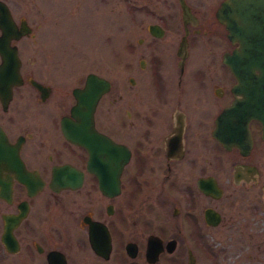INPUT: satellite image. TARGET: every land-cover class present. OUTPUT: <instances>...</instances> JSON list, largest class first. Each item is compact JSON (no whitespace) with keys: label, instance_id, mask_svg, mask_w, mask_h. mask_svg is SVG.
I'll list each match as a JSON object with an SVG mask.
<instances>
[{"label":"flooded vegetation","instance_id":"flooded-vegetation-1","mask_svg":"<svg viewBox=\"0 0 264 264\" xmlns=\"http://www.w3.org/2000/svg\"><path fill=\"white\" fill-rule=\"evenodd\" d=\"M3 1L15 26L25 21L28 30L9 40L20 82L0 95V264H195L204 238L213 264H226L217 261L222 249L212 241L220 224L227 248L244 252L243 259L246 253L249 264L260 262L262 124L249 120L248 146L225 149L213 136L235 82L222 62L235 44L215 17L221 0L202 14L184 0L186 23L179 0L178 17L145 21V54L137 63L125 57L114 76L70 70L69 42L46 40L49 16L29 24ZM222 37L231 47L218 60L206 47ZM90 73L109 82L92 109V131L71 112L73 90ZM62 124H82L94 153L66 138ZM149 238L160 242L154 258Z\"/></svg>","mask_w":264,"mask_h":264},{"label":"rangeland","instance_id":"rangeland-1","mask_svg":"<svg viewBox=\"0 0 264 264\" xmlns=\"http://www.w3.org/2000/svg\"><path fill=\"white\" fill-rule=\"evenodd\" d=\"M13 8L15 18L24 17L27 23L37 21L43 16L48 18L49 34L47 42H53L60 46L65 42L68 45V61L70 70L86 71L94 69L102 74L114 76L113 71H120L123 67V59L137 63V57L145 54V21H157L169 12H176L178 17L177 0H5ZM199 13L212 11L219 0H185ZM145 6L149 14L145 19ZM43 12V14H42ZM173 24L176 19H169ZM47 21V20H46ZM178 26V25H177ZM47 27V26H46ZM179 26L177 32H179ZM199 37H202L199 35ZM212 37V36H210ZM141 39L138 41L137 39ZM23 39H26L23 38ZM223 43L217 45L208 44L206 49H211L213 55L219 60L220 53L231 45L222 37ZM28 43L29 39L27 38ZM25 44V42L23 43ZM193 53H200L199 48ZM207 53V52H205ZM29 55V54H27ZM24 54V57L27 56ZM98 64V65H97ZM76 78L70 77L72 85ZM144 93V84H141ZM245 190L243 192H247ZM224 196L220 204L224 203ZM219 204V203H218ZM223 225L213 229V242L220 247L218 262L223 260L226 264H249L248 259L241 257L244 252L233 248H227L223 242ZM264 235V234H263ZM263 239V236L261 235ZM203 240V248L205 238ZM192 245V244H191ZM192 247V246H191ZM198 246L195 252V264H213L206 252V248ZM224 247V248H223ZM194 248V247H193ZM263 249V248H261ZM236 254L238 256H236ZM260 262L254 260L255 264H264V250L259 255ZM222 260H221V259ZM216 260V259H215ZM214 260V263H215ZM246 261L245 263H240ZM219 264V263H215Z\"/></svg>","mask_w":264,"mask_h":264},{"label":"water","instance_id":"water-1","mask_svg":"<svg viewBox=\"0 0 264 264\" xmlns=\"http://www.w3.org/2000/svg\"><path fill=\"white\" fill-rule=\"evenodd\" d=\"M179 5L183 21L186 23L191 18L189 7L184 0H179ZM215 17L223 24L230 42L235 43L231 51L222 55V62L228 67L235 82L231 87L233 99L214 119L213 136L225 149L248 146L249 120L261 122L264 136V0H221L215 10ZM152 27L153 25H150V28ZM27 30L25 21H21L19 28L15 26L6 3L0 0V95L8 94L11 86L20 82L19 58L9 40L19 37ZM181 43H184L183 40ZM108 86L107 79L90 73L84 86L73 90L76 103L71 112L76 118L85 117L86 126L90 131L92 109L97 98ZM82 127L80 124L69 130L64 124L61 126L66 138L85 145L90 154H93L94 148L87 145ZM100 136L102 141L109 139L98 133V137ZM112 147H115V143ZM199 188L207 190L202 181H199ZM213 191L216 195L219 194L215 185ZM208 216L209 211L206 212V217ZM213 216L214 222H217L215 212ZM148 246L151 250L147 254L154 258L160 248V242L149 238Z\"/></svg>","mask_w":264,"mask_h":264}]
</instances>
